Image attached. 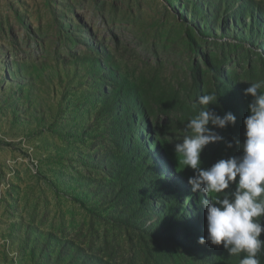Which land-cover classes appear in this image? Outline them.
Returning <instances> with one entry per match:
<instances>
[{
	"label": "rangeland",
	"instance_id": "rangeland-1",
	"mask_svg": "<svg viewBox=\"0 0 264 264\" xmlns=\"http://www.w3.org/2000/svg\"><path fill=\"white\" fill-rule=\"evenodd\" d=\"M261 81L264 0H0V264H239L174 144L214 93L240 155Z\"/></svg>",
	"mask_w": 264,
	"mask_h": 264
},
{
	"label": "clouds",
	"instance_id": "clouds-1",
	"mask_svg": "<svg viewBox=\"0 0 264 264\" xmlns=\"http://www.w3.org/2000/svg\"><path fill=\"white\" fill-rule=\"evenodd\" d=\"M244 95L250 96L249 115L245 117L244 140L237 141L241 154L217 160L208 168L201 166V154L210 143L224 141L216 130L235 125L232 112L220 115L210 108L217 103L214 93L201 95L193 103L201 106L190 118L186 129L190 132L174 144L180 164L193 170L188 178L193 193L203 192L200 201L206 209V235L198 238L206 243L222 246L229 256L245 255L239 264H260L258 253L264 250V81L249 84ZM215 102V103H213ZM232 148L231 141H225Z\"/></svg>",
	"mask_w": 264,
	"mask_h": 264
}]
</instances>
